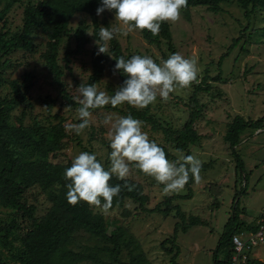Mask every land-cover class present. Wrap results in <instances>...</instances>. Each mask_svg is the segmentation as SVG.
I'll use <instances>...</instances> for the list:
<instances>
[{"label": "rangeland", "instance_id": "obj_1", "mask_svg": "<svg viewBox=\"0 0 264 264\" xmlns=\"http://www.w3.org/2000/svg\"><path fill=\"white\" fill-rule=\"evenodd\" d=\"M29 1L34 3L35 0H22L12 8L5 21L0 22V33H8L9 37L21 33L24 9ZM3 7L4 3L0 9ZM221 7L220 13L210 12L203 6L181 10L178 21L168 22L176 52L197 61L198 75L196 81L189 86L178 87L170 93L167 101L157 97L149 105L150 115L164 125L179 130L189 116L186 105L193 93L194 84L201 83L206 74L210 77L207 82L211 88L200 92L198 96L204 105V112L197 123L198 133L202 138L197 145L190 147L191 155L196 156L207 168L201 172L200 183L191 186L193 196L179 197L174 203L181 207L188 220L196 217L206 225L193 226L186 233L177 231L178 250L175 249L174 253L178 255L172 261V255L165 251L170 245L162 244L175 235V224L179 221L175 212L168 217L159 212L142 213L138 205L130 200L125 202L124 209L109 210L107 214L91 206L94 213L104 216L108 234L121 228L126 237L133 238L140 245L148 264H214V252L232 214L234 200L239 201V207L244 212L241 220L247 224L256 220L264 211V129L248 128L242 134L237 150L243 161V169L237 168L235 156L224 140L228 125L236 116H243L246 120L264 117V11H256L251 17H247L245 10L237 3H223ZM98 18L100 26L109 27L115 20V12L105 10ZM80 21L89 26L88 33L92 35L88 34L89 43L84 51L71 57L69 70L63 59L67 51L76 48L74 30ZM70 27L69 33L61 39L59 65L64 73L62 81L73 98L78 95L75 88L83 82L87 83L93 73L94 51L98 52V48L94 38L95 27L89 14H77ZM115 38L123 53L130 58L133 55H148L159 63L161 59H167L172 54L166 41L158 47L146 40L140 30ZM237 39L240 40L233 46ZM33 41L36 46L34 52L14 51L7 56L11 67L0 73L3 81L0 85L1 98L13 97L12 83L21 95L30 86L26 101L16 106L11 113L10 126L17 127L18 118L23 113L26 115V126H32L35 120L44 127L59 123L65 127L70 121L79 123L76 107L72 106V111H64L65 106L71 104L63 98L61 88L55 83L42 57L47 49V37L38 29L33 35ZM106 55L107 64L98 84L101 90L107 89L114 93L120 86V78L110 72V64L114 59L109 51ZM223 56L225 57L222 58ZM217 76H221V79L213 81ZM48 99L54 101L51 109L45 102ZM132 108L137 109L125 103L118 106L117 111L105 108L92 110L90 127L79 135L68 132L74 139L73 143L63 156L52 161L72 162L79 153L88 152L96 154L98 160L107 167L111 152L107 135L109 127L102 121L107 114H113V119L126 116ZM143 130L148 133L150 140L165 147L175 160L181 155L173 145L165 141L163 133L155 130L151 124L143 121ZM128 179L143 186L149 197L148 209L161 205L167 196L189 194L187 185L178 192L165 194L162 185H158L153 177L137 169L132 170ZM32 195L37 199H31L38 207L37 216H45L52 206L46 194L37 190ZM10 215L12 210L0 207V224L2 221L9 222ZM16 233L19 236L22 232L18 230ZM17 244L20 246V242ZM104 246L101 240L81 232L75 235L70 247L77 252L95 253L99 259L78 264H115L109 253L104 251ZM0 250L8 257V249H4L1 244ZM252 257L264 262V246L254 250ZM222 258L221 255L220 259ZM120 259L122 263H129L127 249L122 251ZM9 263L18 264L12 260Z\"/></svg>", "mask_w": 264, "mask_h": 264}, {"label": "trees", "instance_id": "obj_2", "mask_svg": "<svg viewBox=\"0 0 264 264\" xmlns=\"http://www.w3.org/2000/svg\"><path fill=\"white\" fill-rule=\"evenodd\" d=\"M22 0H0V6L4 3L3 9H0V22L5 21L7 14L12 8ZM223 3H237L245 10V16L251 17L256 11H264V0H187V6L181 10H188L194 7L203 6L210 12H222ZM101 6V0H35L29 1L24 9V25L21 33L8 36V33H0V73L11 67V62L7 56L17 50L34 52L36 46L33 41V35L40 29L47 37V49L42 55L47 68L53 76L55 83L61 88L63 98L74 107L78 105L73 101L72 96L66 90L62 81L64 76L63 69L59 65V53L61 39L71 30V22L77 14H89L94 29V38L98 39L99 21L97 8ZM89 26L80 21L74 30L76 40L75 50L67 51L64 55L66 68L71 70L69 64L71 57L84 51L89 43ZM144 38L150 43L161 46L166 41L168 49L176 53L171 26L168 22L161 25V31L158 35H152L149 31H141ZM264 33V29H263ZM240 39H237L233 46ZM113 57L126 56L120 43L116 38L110 41L109 50ZM223 56L222 58H224ZM116 61L110 64V72L120 78V86L124 83L126 77L120 73H114L113 69ZM107 64V55L99 54L94 51L93 73L87 83H99ZM207 72V71H206ZM221 76H217L213 81H218ZM210 77L206 74L202 82L194 84V90L189 98L187 106L189 116L181 129H173L170 125H164L155 116L150 115L149 106L144 110L130 109L127 115L139 119L153 126L155 130L163 133L165 141L173 145L179 153L191 155L190 147L197 145L202 136L198 133V121L204 112V105L199 100L200 92H206L211 88L207 82ZM3 81L0 79V85ZM13 97H0V207L12 210L10 221H2L0 224V244L4 249H8V257L0 250V264H78L82 261H99L95 253L74 251L70 246L76 234L87 233L104 243V251L109 253L115 264H148V260L142 251L140 245L133 238L125 236V232L119 228L112 234L107 232V223L102 214L94 213L91 206L86 202H79L76 205H70L66 199V185L70 181L64 178L65 169L71 166V161L55 163L52 160L61 157L73 143V137L65 130V127L59 123L44 127L39 121L35 120L32 126L24 124L25 114L18 118L19 125L11 127L9 124L10 116L16 106L26 101V94L30 86L25 88L21 95L20 91L12 83ZM48 108L51 109L54 101L48 99L45 101ZM105 109L117 111L110 105ZM126 115V116H127ZM264 129V117L258 120H246L243 116H236L228 125L224 140L229 145L235 159L237 168L243 169V161L237 150L241 143L242 134L248 129ZM168 159H174L165 147L162 146ZM206 165H202L201 172L206 170ZM127 182L134 186L133 191L124 189L119 196L114 197L113 207L110 210L125 208V202L130 200L138 205L142 213L159 212L166 217L175 212V217L179 221L175 224V235L172 239H167L162 245L169 244L170 248L165 251L172 255V261L177 257L178 250L177 231L182 230L186 233L189 228L198 225H206L202 220L191 217L186 218L185 213L179 205L174 204L179 197L190 198L193 196L192 185L195 183L190 178L187 187L189 194L167 196L161 205L154 209H148L149 197L146 195L143 186L132 180L121 181L115 176L110 181L111 186ZM39 190L45 193L48 201L52 204L48 213L43 216H37L38 207L31 199H35L32 194ZM246 192H244L245 194ZM237 198V197H236ZM37 200V199H35ZM234 200L232 214L224 227L220 236L217 248L214 252V264H230L233 254L232 238L242 229L255 230V223L246 225L241 220L244 213L239 207V201ZM164 207V208H163ZM22 233L17 236L16 231ZM22 234V235H21ZM21 235V236H20ZM20 242V246H18ZM124 249L129 251V263L121 262V253ZM178 252V251H177ZM223 256L220 259V256ZM249 264H264L259 260H251Z\"/></svg>", "mask_w": 264, "mask_h": 264}, {"label": "clouds", "instance_id": "obj_3", "mask_svg": "<svg viewBox=\"0 0 264 264\" xmlns=\"http://www.w3.org/2000/svg\"><path fill=\"white\" fill-rule=\"evenodd\" d=\"M186 6L187 0H101L97 15L105 10L114 11L115 20L109 27H99L95 41L97 55L108 54L109 42L118 35L127 36L136 30L158 35L162 23L178 21L181 9ZM111 58L116 61L114 73L120 72L126 77L124 83L114 93L101 90L98 83L83 82L75 88L78 95L73 97V101L78 105L75 113L79 123L68 122L65 125L67 132L79 135L88 129L94 109L109 105L117 108L125 103L144 109L157 97L167 101L170 93L178 87L189 86L198 75L197 61L179 52L161 59L159 63L148 55H133L130 59L123 56ZM72 110V105L64 108V111ZM102 123L109 127V164L105 167L94 153L81 152L75 156L64 172V178L70 181L66 185V199L70 205L83 201L107 214L113 207L114 197L124 189L134 190V186L127 182L123 186H111V179L115 176L126 181L133 169L153 177L158 185L163 186L165 194L182 190L190 178L200 183L201 161L194 155H184L182 151L176 160L168 159L164 149L150 140L143 130V121L131 115L113 119V114H107Z\"/></svg>", "mask_w": 264, "mask_h": 264}, {"label": "built area", "instance_id": "obj_4", "mask_svg": "<svg viewBox=\"0 0 264 264\" xmlns=\"http://www.w3.org/2000/svg\"><path fill=\"white\" fill-rule=\"evenodd\" d=\"M255 230L242 229L232 238L233 254L230 264H249L254 250L264 245V211L255 222Z\"/></svg>", "mask_w": 264, "mask_h": 264}, {"label": "crops", "instance_id": "obj_5", "mask_svg": "<svg viewBox=\"0 0 264 264\" xmlns=\"http://www.w3.org/2000/svg\"><path fill=\"white\" fill-rule=\"evenodd\" d=\"M261 215V213L258 215V217ZM258 217H257V219H258ZM257 219L256 220H254L253 222H250V223H255L256 221H257ZM246 225H249L250 223H248L247 224V222H244ZM264 246V245H263ZM263 246H259V247H257L256 249H255V251L257 250V249H260L261 247H263ZM252 259L253 260H257V259H254L253 257H252Z\"/></svg>", "mask_w": 264, "mask_h": 264}]
</instances>
